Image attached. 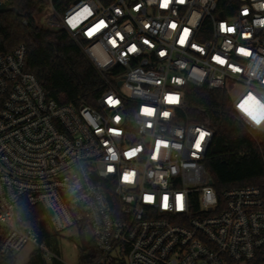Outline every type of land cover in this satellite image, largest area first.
Segmentation results:
<instances>
[{"label":"built area","instance_id":"obj_1","mask_svg":"<svg viewBox=\"0 0 264 264\" xmlns=\"http://www.w3.org/2000/svg\"><path fill=\"white\" fill-rule=\"evenodd\" d=\"M48 3L55 20L42 27L84 44L100 73L121 69L95 106H74L23 69V44L0 53V254L32 245L55 259L25 222V201L55 232L89 231L94 264H264V186L216 193L204 165L209 120L185 115L207 110L188 106L184 89L224 91L232 116L264 134V0Z\"/></svg>","mask_w":264,"mask_h":264},{"label":"trees","instance_id":"obj_2","mask_svg":"<svg viewBox=\"0 0 264 264\" xmlns=\"http://www.w3.org/2000/svg\"><path fill=\"white\" fill-rule=\"evenodd\" d=\"M2 1L10 10L0 13V53H8L23 44V69L35 76L49 97L60 104L95 106L96 99L108 88L107 80L121 68L115 66L100 73L84 51V44L76 42L62 29L38 25L35 16L48 0ZM68 1L55 0L52 5L61 12ZM184 89L188 106L207 110L202 114L196 109H187L185 115L190 121L209 120L213 135L204 165L216 193L220 195L224 190L245 185L264 186V134L255 132L253 137L232 116L224 91L191 85ZM21 213L46 244L47 212L23 201ZM78 233L82 237L78 264H94L98 252L93 242L87 243L84 232ZM13 261L14 255L0 254V264H13ZM28 264H59V261L53 259L49 263L34 249Z\"/></svg>","mask_w":264,"mask_h":264},{"label":"rangeland","instance_id":"obj_3","mask_svg":"<svg viewBox=\"0 0 264 264\" xmlns=\"http://www.w3.org/2000/svg\"><path fill=\"white\" fill-rule=\"evenodd\" d=\"M73 1L69 0L67 5L72 4ZM47 19L50 21L55 20V17L51 13L50 3L48 2L43 6L41 12L35 16V21L41 26ZM240 90V87L236 88V92ZM45 231L47 232L46 245L55 256V260H58L59 264H78L80 256L79 245L82 239L78 230L76 228H69L58 233L49 224H45ZM34 249L32 245L24 246L14 255L13 264H28L31 251Z\"/></svg>","mask_w":264,"mask_h":264},{"label":"snow or ice","instance_id":"obj_4","mask_svg":"<svg viewBox=\"0 0 264 264\" xmlns=\"http://www.w3.org/2000/svg\"><path fill=\"white\" fill-rule=\"evenodd\" d=\"M170 2H171V0H162L161 7H163V8H167V7H168V4H169ZM178 2L183 3L184 0H178ZM84 12H88V9H84ZM244 14H245V15L247 14V10H245ZM81 15H83V13H77V15L74 16V17H72V18L68 21V23H69L70 25H72L73 27H75V22L77 21V19H78L79 16H81ZM262 23H264V21H262ZM101 27H103V21H101L99 24H97V25L95 26V29H93V31H98ZM171 27L175 28L176 25H175V24H172ZM221 31H226V32L231 33V32H233V31H235V29L232 28V27H227V26H225V25H221ZM88 34L91 35L92 32H89ZM188 34H189V33H188V29H184L183 34L179 37V41H178L181 45H183V44L186 42L187 37H188ZM112 43L115 44V40H113ZM145 43H147V41H145ZM129 51H135V48H130ZM161 54H163V53H161ZM215 59H217L218 62H223L222 59H220L219 57H216ZM113 102H114V101H113L112 98H108V100H107V103H108V104H112ZM194 146H195L197 149H199V147H200L199 144H195ZM145 199H146V200H151V196H146ZM177 205H178V207H182V204H181V202H180V198H179V197H177ZM163 206H164V207H167V197H166V196L163 198Z\"/></svg>","mask_w":264,"mask_h":264},{"label":"water","instance_id":"obj_5","mask_svg":"<svg viewBox=\"0 0 264 264\" xmlns=\"http://www.w3.org/2000/svg\"><path fill=\"white\" fill-rule=\"evenodd\" d=\"M50 1L53 3L55 0H50ZM9 10H10V7L5 2L0 0V13L6 12ZM118 84H120V82H118ZM84 236H85V241L87 243L91 242L92 236H91V233L89 231H87Z\"/></svg>","mask_w":264,"mask_h":264}]
</instances>
